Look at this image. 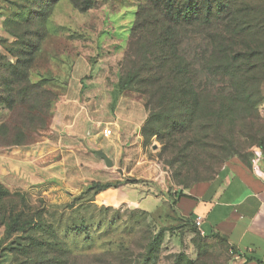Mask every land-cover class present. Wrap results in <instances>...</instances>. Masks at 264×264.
I'll list each match as a JSON object with an SVG mask.
<instances>
[{
	"label": "rangeland",
	"instance_id": "obj_1",
	"mask_svg": "<svg viewBox=\"0 0 264 264\" xmlns=\"http://www.w3.org/2000/svg\"><path fill=\"white\" fill-rule=\"evenodd\" d=\"M146 3L3 0L0 163L14 147L48 136L54 107L77 75L82 74L85 97L100 113V78L109 85L126 80L128 71L142 64L143 46H150L142 41L138 23ZM86 59L92 66L87 72ZM131 74L133 90L126 92L142 95L147 112L145 163L157 166L163 178L111 166L115 179L91 180L82 190L60 197L47 184L8 186L0 173V264H242L225 235L206 236L187 224L177 199L216 178L232 158L251 166L264 161V81L260 101L237 107L238 114L222 112V106L232 105L225 98L216 105L206 99L197 120L213 125L195 124L186 151L179 154L168 135L173 122L186 119L184 99L170 114L160 90L154 92L142 73ZM94 155L100 161L97 151ZM91 169L97 171L95 165ZM96 181L112 186L84 193Z\"/></svg>",
	"mask_w": 264,
	"mask_h": 264
},
{
	"label": "crops",
	"instance_id": "obj_2",
	"mask_svg": "<svg viewBox=\"0 0 264 264\" xmlns=\"http://www.w3.org/2000/svg\"><path fill=\"white\" fill-rule=\"evenodd\" d=\"M2 12L0 0V36L5 32ZM85 62L87 72L92 66L87 59ZM82 77L70 81L68 91L55 105L48 136L30 146L14 147L0 163L1 178L8 186L47 184L64 197L82 190L91 180L115 179L111 166L101 156L100 161L95 159L98 150L110 157L113 166H124L128 174L163 178L157 166L145 163L142 129L147 112L142 95L121 92L119 82L110 86L100 78L99 113V107L94 108L85 97ZM106 128L111 134L104 133ZM94 165L96 172L91 169ZM184 194L177 199L182 216L200 218L205 233L225 235L242 264H264V161L251 166L232 158L216 178L196 184Z\"/></svg>",
	"mask_w": 264,
	"mask_h": 264
},
{
	"label": "trees",
	"instance_id": "obj_3",
	"mask_svg": "<svg viewBox=\"0 0 264 264\" xmlns=\"http://www.w3.org/2000/svg\"><path fill=\"white\" fill-rule=\"evenodd\" d=\"M146 1L138 23L142 41L150 46H143L142 64L130 69L126 80H119V88L121 92L133 90L131 72L142 73L150 87L156 88L154 92L160 90V97L165 96L170 114L178 110L174 104L184 99L186 119L173 122L168 135L172 137L170 145L181 154L186 151L184 145L189 143L195 124L203 128L213 125L208 119L197 120L206 99L209 105H216L225 98L232 105L222 106V112L230 109L234 114L241 112L237 107L243 109L246 103L260 101L264 81V0ZM22 76L28 80V74L22 72ZM147 91H143L144 96ZM212 116L213 112L209 119ZM111 186L96 181L84 193ZM182 196L186 195L181 193L178 198ZM180 216L200 232L195 218Z\"/></svg>",
	"mask_w": 264,
	"mask_h": 264
},
{
	"label": "water",
	"instance_id": "obj_4",
	"mask_svg": "<svg viewBox=\"0 0 264 264\" xmlns=\"http://www.w3.org/2000/svg\"><path fill=\"white\" fill-rule=\"evenodd\" d=\"M97 154L105 160L107 166H113V161L104 151L98 150Z\"/></svg>",
	"mask_w": 264,
	"mask_h": 264
},
{
	"label": "built area",
	"instance_id": "obj_5",
	"mask_svg": "<svg viewBox=\"0 0 264 264\" xmlns=\"http://www.w3.org/2000/svg\"><path fill=\"white\" fill-rule=\"evenodd\" d=\"M104 133L106 135L111 134V129L110 128L104 129ZM195 223L198 226V228L200 229V231L202 232V234H205V232L201 229L202 220L200 218H195Z\"/></svg>",
	"mask_w": 264,
	"mask_h": 264
}]
</instances>
